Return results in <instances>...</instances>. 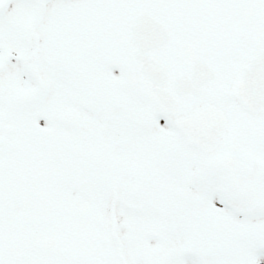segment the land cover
<instances>
[{"label": "snow or ice", "instance_id": "snow-or-ice-1", "mask_svg": "<svg viewBox=\"0 0 264 264\" xmlns=\"http://www.w3.org/2000/svg\"><path fill=\"white\" fill-rule=\"evenodd\" d=\"M0 264H264V0H0Z\"/></svg>", "mask_w": 264, "mask_h": 264}]
</instances>
